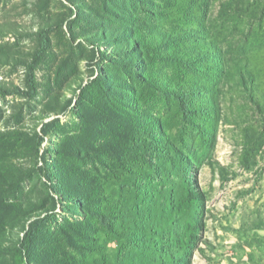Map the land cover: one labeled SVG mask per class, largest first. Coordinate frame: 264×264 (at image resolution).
<instances>
[{
    "label": "rangeland",
    "instance_id": "obj_1",
    "mask_svg": "<svg viewBox=\"0 0 264 264\" xmlns=\"http://www.w3.org/2000/svg\"><path fill=\"white\" fill-rule=\"evenodd\" d=\"M0 264H264V0H0Z\"/></svg>",
    "mask_w": 264,
    "mask_h": 264
},
{
    "label": "trees",
    "instance_id": "obj_2",
    "mask_svg": "<svg viewBox=\"0 0 264 264\" xmlns=\"http://www.w3.org/2000/svg\"><path fill=\"white\" fill-rule=\"evenodd\" d=\"M34 66H30V77H29V83H30V88L32 91L36 89L35 87V79H34ZM52 127V124H45V126L42 128V134L44 137L49 133L50 129ZM42 174L49 180H51V176L47 174L48 172L45 169H41ZM35 225H30V231L33 230Z\"/></svg>",
    "mask_w": 264,
    "mask_h": 264
}]
</instances>
